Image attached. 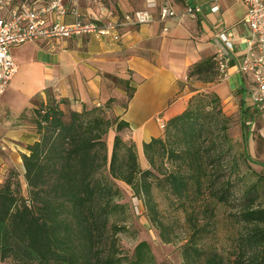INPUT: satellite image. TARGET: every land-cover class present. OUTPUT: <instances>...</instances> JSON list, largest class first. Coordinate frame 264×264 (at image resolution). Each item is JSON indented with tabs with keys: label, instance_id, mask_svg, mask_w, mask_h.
<instances>
[{
	"label": "trees",
	"instance_id": "1",
	"mask_svg": "<svg viewBox=\"0 0 264 264\" xmlns=\"http://www.w3.org/2000/svg\"><path fill=\"white\" fill-rule=\"evenodd\" d=\"M213 64L212 59L208 67ZM217 104L212 96L198 97L171 117L161 135L143 142L146 167L140 164L134 141L122 135L127 123L110 117L107 104L83 105L67 113L57 103L36 107L37 138L21 154L24 171L10 167L0 181V262L159 264L147 240L121 247L117 236L126 224L110 220L126 207L118 200L116 180L129 185L142 201L164 242L171 239L169 228L159 221L154 186H164L180 204L191 197L190 185L195 187L194 199L206 194L214 202H228L236 164L232 162L228 171L221 167L223 151L214 137L220 124ZM110 129L114 133L109 153L104 136ZM241 134L240 154L248 161L249 130ZM262 181L264 175L258 173L239 201L237 218L246 229L239 242L240 257L248 248L247 264H264ZM191 242L185 245L186 253L196 260L200 249ZM240 257L224 259L211 252L205 264H241Z\"/></svg>",
	"mask_w": 264,
	"mask_h": 264
},
{
	"label": "crops",
	"instance_id": "2",
	"mask_svg": "<svg viewBox=\"0 0 264 264\" xmlns=\"http://www.w3.org/2000/svg\"><path fill=\"white\" fill-rule=\"evenodd\" d=\"M21 1L40 5L47 0H13ZM165 1L176 15L161 19ZM188 4L200 5L195 18L180 15ZM78 8L82 19L100 23L137 9H147L153 19L99 35L80 33L10 47L18 69L0 95V181L10 167L24 171L21 154L36 139L34 109L51 98L76 110L107 104L110 117L127 123L122 135L134 141L140 163L146 161L143 142L162 134L157 119L167 122L198 97L216 98L217 107L228 113L237 109L241 132L249 129V146L252 133L242 121L254 123L258 113L264 116V109L253 102L252 75L237 71L249 33L243 0H156L151 7L146 0H102L100 4L80 0ZM74 20L71 14L47 16L48 23ZM216 32H224L232 43L223 79L216 64L208 67L217 51L227 47ZM198 67L199 72L191 73Z\"/></svg>",
	"mask_w": 264,
	"mask_h": 264
},
{
	"label": "rangeland",
	"instance_id": "3",
	"mask_svg": "<svg viewBox=\"0 0 264 264\" xmlns=\"http://www.w3.org/2000/svg\"><path fill=\"white\" fill-rule=\"evenodd\" d=\"M51 99L53 100L48 103L59 105L55 98ZM59 107L68 112L69 108L65 105ZM226 111L220 110L217 114L220 124L214 128V137L223 151L222 169L232 170L230 165L232 162L236 164L235 171L231 173L232 183L228 202H214L206 194L194 199L195 187L190 185L192 198L186 199L184 205L173 199L164 186H154L153 199L159 210V221L169 228L171 239L169 242H164L154 221L147 217L142 201L134 196L129 185L116 180L121 193L118 200L126 203V207L124 212L116 213L110 220L126 224L127 229L119 232L117 236L122 248L127 249L139 240H147L159 264H205L211 252L218 253L224 259H236L238 255L240 257L242 249L239 247V242L244 237L246 229L237 218L239 201L245 186L255 181L258 173L264 175V116L258 113L255 122L247 124L252 133V142L248 146L251 158L247 161L240 154L243 141L238 110L229 113ZM32 122L34 124V118ZM221 124L225 125L224 128L220 126ZM165 127L161 128L162 132ZM33 131L34 138H37L35 127ZM112 138L113 132L109 130L104 136L109 153ZM140 164L143 167L147 166L146 161ZM262 184L264 189V181ZM121 213L127 216L125 220L120 218L123 215ZM190 242L200 249L196 260L193 258L194 255L186 253L185 245ZM248 250L246 248L243 257L239 258L241 264H247ZM0 264L13 263L7 260Z\"/></svg>",
	"mask_w": 264,
	"mask_h": 264
},
{
	"label": "built area",
	"instance_id": "4",
	"mask_svg": "<svg viewBox=\"0 0 264 264\" xmlns=\"http://www.w3.org/2000/svg\"><path fill=\"white\" fill-rule=\"evenodd\" d=\"M80 0H47L40 5L27 1L14 3L13 0H0V95L6 90L10 80L18 69V64L11 55L10 47L28 41H38L54 37H69L80 33L99 35L103 31H112L128 24L150 22L153 17L147 9H137L124 13L118 20L96 22L81 18L78 4ZM100 4L102 0H90ZM246 4L244 21L249 27L246 46L237 66L240 73H250L256 89L253 102L259 109H264V0H243ZM148 6H155L156 0H146ZM200 5L188 4L180 12L182 17L195 18ZM217 9V5L211 7ZM71 14L75 17L72 23L60 24L47 22V16ZM176 11L165 1L160 9V18L173 17ZM227 47H221L213 56L218 77H227L230 60V38L224 32H216ZM118 38V34L114 35ZM159 127H165V121L158 118Z\"/></svg>",
	"mask_w": 264,
	"mask_h": 264
}]
</instances>
